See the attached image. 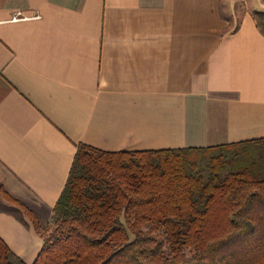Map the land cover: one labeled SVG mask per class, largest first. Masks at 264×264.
<instances>
[{
  "label": "crops",
  "instance_id": "1",
  "mask_svg": "<svg viewBox=\"0 0 264 264\" xmlns=\"http://www.w3.org/2000/svg\"><path fill=\"white\" fill-rule=\"evenodd\" d=\"M255 12L264 0H0L2 189L49 223L78 144L140 152L264 138ZM0 239L25 264L42 245L1 211Z\"/></svg>",
  "mask_w": 264,
  "mask_h": 264
},
{
  "label": "trees",
  "instance_id": "2",
  "mask_svg": "<svg viewBox=\"0 0 264 264\" xmlns=\"http://www.w3.org/2000/svg\"><path fill=\"white\" fill-rule=\"evenodd\" d=\"M254 18L264 37V13ZM0 194L10 204L0 211L42 239L33 264H264V138L140 152L78 144L49 223ZM0 264L25 263L0 239Z\"/></svg>",
  "mask_w": 264,
  "mask_h": 264
},
{
  "label": "rangeland",
  "instance_id": "3",
  "mask_svg": "<svg viewBox=\"0 0 264 264\" xmlns=\"http://www.w3.org/2000/svg\"><path fill=\"white\" fill-rule=\"evenodd\" d=\"M1 205H9L10 206V204L9 203H7V202H5L4 200H3V198H2V196H1V194H0V206ZM52 229V228H51Z\"/></svg>",
  "mask_w": 264,
  "mask_h": 264
}]
</instances>
